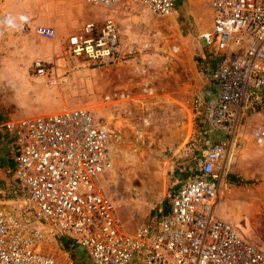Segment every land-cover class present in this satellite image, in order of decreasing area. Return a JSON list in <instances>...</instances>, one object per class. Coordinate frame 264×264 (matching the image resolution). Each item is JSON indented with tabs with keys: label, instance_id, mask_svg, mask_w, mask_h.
I'll use <instances>...</instances> for the list:
<instances>
[{
	"label": "rangeland",
	"instance_id": "rangeland-1",
	"mask_svg": "<svg viewBox=\"0 0 264 264\" xmlns=\"http://www.w3.org/2000/svg\"><path fill=\"white\" fill-rule=\"evenodd\" d=\"M106 19L119 29L124 60L96 67L62 51L66 37L85 23ZM38 25L54 28L56 39L36 35ZM211 27L209 0H178L167 16L129 1L103 7L84 0H0V202L21 194L5 124L83 107L109 129L112 169L98 179L122 227L155 229L171 193L195 177L207 146L227 140L197 115V100L216 93L219 56ZM35 61L46 64L45 76L34 73ZM257 94L243 104L217 210L225 202V214L232 221L239 216L238 231L264 252V149L251 139L264 125V91ZM67 241L49 248L63 261H81Z\"/></svg>",
	"mask_w": 264,
	"mask_h": 264
},
{
	"label": "built area",
	"instance_id": "built-area-1",
	"mask_svg": "<svg viewBox=\"0 0 264 264\" xmlns=\"http://www.w3.org/2000/svg\"><path fill=\"white\" fill-rule=\"evenodd\" d=\"M84 1L103 7L136 2L167 16L178 0ZM209 1L211 43L219 56L217 92L210 101L197 100V115L227 140L207 146L195 163V177L171 193L167 214L155 229L127 232L98 179L112 169L109 129L89 109L6 123L14 138L13 175L21 194L0 202V264H264V252L217 215L243 104L264 91V0ZM34 33L56 37L54 28L41 25ZM62 51L96 67L127 57L110 19L85 23L66 37ZM47 69L42 61L33 64L37 76ZM251 138L264 149V125L254 128ZM60 239L80 250L81 261L56 257L49 244Z\"/></svg>",
	"mask_w": 264,
	"mask_h": 264
},
{
	"label": "crops",
	"instance_id": "crops-1",
	"mask_svg": "<svg viewBox=\"0 0 264 264\" xmlns=\"http://www.w3.org/2000/svg\"><path fill=\"white\" fill-rule=\"evenodd\" d=\"M56 39V38H55ZM215 92H217V81H216V89H215ZM216 94V93H215ZM58 108H54L53 109V111H51V110H49L48 112H50L51 111V113L52 112H57L58 110H57ZM60 111V110H59ZM42 114H47V113H42ZM32 115H34V114H32ZM40 115V114H39ZM12 137V136H11ZM252 139V138H251ZM233 141H234V139H233ZM233 141H231V143H230V145H229V160H228V165H227V169H226V174H225V178H224V181H223V187L225 186V183H226V180H227V178H228V174H229V164H230V153H231V147H232V143H233ZM14 138L12 137V147H14ZM252 142H253V140H252ZM254 143V142H253ZM255 144V143H254ZM256 145V144H255ZM257 146V145H256ZM257 147H259V146H257ZM262 148V147H261ZM13 152H14V149H13ZM223 187H222V191H223ZM221 191V193H222V196H224L226 193L225 192H227V191H223L222 192ZM224 204H225V202H221L220 203V208L217 210V215L219 216V217H221V218H223V219H226V220H228L235 228H237V227H241V225H242V223H240L239 221H238V218H239V216L238 215H235V217H233V218H235V220L234 221H238L239 223H236V222H234V221H232V218H230V217H228L226 214H225V211H223V209L225 210L226 209V207L224 206ZM231 220V221H230ZM159 223V222H158ZM158 223L156 224V226L158 225ZM244 225V224H243ZM155 226V227H156Z\"/></svg>",
	"mask_w": 264,
	"mask_h": 264
},
{
	"label": "clouds",
	"instance_id": "clouds-1",
	"mask_svg": "<svg viewBox=\"0 0 264 264\" xmlns=\"http://www.w3.org/2000/svg\"><path fill=\"white\" fill-rule=\"evenodd\" d=\"M9 23H11V21H9Z\"/></svg>",
	"mask_w": 264,
	"mask_h": 264
}]
</instances>
